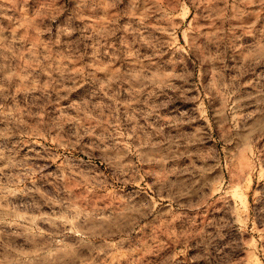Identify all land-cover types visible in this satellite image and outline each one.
Listing matches in <instances>:
<instances>
[{
  "label": "rangeland",
  "instance_id": "rangeland-1",
  "mask_svg": "<svg viewBox=\"0 0 264 264\" xmlns=\"http://www.w3.org/2000/svg\"><path fill=\"white\" fill-rule=\"evenodd\" d=\"M0 264H264V0H0Z\"/></svg>",
  "mask_w": 264,
  "mask_h": 264
}]
</instances>
